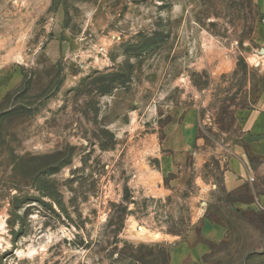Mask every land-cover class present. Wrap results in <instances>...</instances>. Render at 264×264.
Returning a JSON list of instances; mask_svg holds the SVG:
<instances>
[{
  "label": "rangeland",
  "instance_id": "374dc122",
  "mask_svg": "<svg viewBox=\"0 0 264 264\" xmlns=\"http://www.w3.org/2000/svg\"><path fill=\"white\" fill-rule=\"evenodd\" d=\"M261 91L264 0H0V264H264L209 185Z\"/></svg>",
  "mask_w": 264,
  "mask_h": 264
},
{
  "label": "crops",
  "instance_id": "0c3cea01",
  "mask_svg": "<svg viewBox=\"0 0 264 264\" xmlns=\"http://www.w3.org/2000/svg\"><path fill=\"white\" fill-rule=\"evenodd\" d=\"M237 117L244 140L230 149L221 188L209 185L219 189L217 203L239 214L264 208V91L255 96L251 107L238 110Z\"/></svg>",
  "mask_w": 264,
  "mask_h": 264
},
{
  "label": "bare ground",
  "instance_id": "6f19581e",
  "mask_svg": "<svg viewBox=\"0 0 264 264\" xmlns=\"http://www.w3.org/2000/svg\"><path fill=\"white\" fill-rule=\"evenodd\" d=\"M139 232H141V233H145V232H146V229H145L144 227H140V228H139Z\"/></svg>",
  "mask_w": 264,
  "mask_h": 264
}]
</instances>
